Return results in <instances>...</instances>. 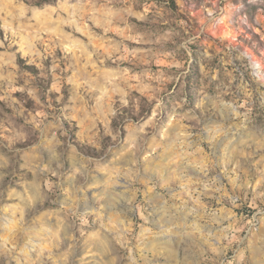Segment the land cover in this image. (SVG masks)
Masks as SVG:
<instances>
[{
	"label": "rangeland",
	"instance_id": "374dc122",
	"mask_svg": "<svg viewBox=\"0 0 264 264\" xmlns=\"http://www.w3.org/2000/svg\"><path fill=\"white\" fill-rule=\"evenodd\" d=\"M0 264H264V0H0Z\"/></svg>",
	"mask_w": 264,
	"mask_h": 264
}]
</instances>
